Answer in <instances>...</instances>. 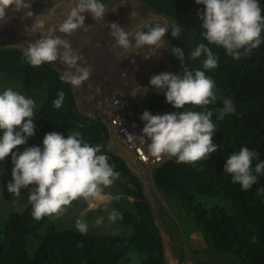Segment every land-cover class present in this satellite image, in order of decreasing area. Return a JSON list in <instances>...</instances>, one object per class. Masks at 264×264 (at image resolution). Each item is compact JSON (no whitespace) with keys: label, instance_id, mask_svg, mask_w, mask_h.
<instances>
[{"label":"trees","instance_id":"trees-1","mask_svg":"<svg viewBox=\"0 0 264 264\" xmlns=\"http://www.w3.org/2000/svg\"><path fill=\"white\" fill-rule=\"evenodd\" d=\"M112 1L100 0L105 6ZM136 1L150 13L168 20L169 26H181L179 37L172 38L170 31L164 37L169 73L182 72L181 61L171 54L173 47L182 48L186 66L205 71L215 82L218 95L231 98L235 108L222 120L216 114L223 107L222 99L203 108L186 105L177 109L167 103L164 93L150 88V78L145 110L153 115L213 111L216 130L212 139L217 145L216 152L195 164H178L176 158L167 157L152 170L153 186L169 207L174 206L170 209L180 216L181 223L200 234L207 249L233 258L228 264H264V175L258 176L257 183L245 191L224 172L227 157L245 146L264 161V43L239 60L227 55L222 47L209 45L218 64L215 69L205 70L204 57L192 60L189 56L199 43H208L198 15L205 6L196 0ZM258 2L264 14V0ZM261 38L264 40V33ZM59 76L60 72L47 63L40 67L29 65L22 48L0 47V79H9L32 94L43 92L37 111L39 146L43 148L47 133L58 132L67 138L69 129L80 132L84 141L100 145V154L107 155L110 165L120 173L115 181L119 190L115 196L120 199L111 201L112 210L120 213V223L131 231L125 236L82 234L56 225L54 216L36 220L29 203L20 212L8 214L0 227V264H167L162 235L140 179L122 158L107 152L108 129L80 111L72 86L61 82ZM60 90L65 92V101L56 109L52 102ZM257 162L253 161V167ZM192 264L219 263L196 259Z\"/></svg>","mask_w":264,"mask_h":264},{"label":"clouds","instance_id":"clouds-1","mask_svg":"<svg viewBox=\"0 0 264 264\" xmlns=\"http://www.w3.org/2000/svg\"><path fill=\"white\" fill-rule=\"evenodd\" d=\"M196 3L205 6L198 15L205 30L203 38L208 43H199L189 56L192 60L204 57L203 69L212 70L218 64L217 56L209 45L222 47L227 55L239 60L264 43L261 38L264 14L258 0H196ZM31 7L32 0H0V22L6 23L9 19L8 9L13 13L23 12L25 19L34 17V23L26 31L29 35L39 33L41 38L27 44L23 49L24 59L32 67L54 64L59 60L65 66L60 73V81L76 88L82 87L90 79L92 69L81 66L82 55L73 50L68 39L56 33L66 37L78 30L88 32L92 26L85 25L82 13L90 12L93 19L99 22L104 20L108 10L105 4L100 0H73L65 19L53 27H46L45 20L41 15L35 16ZM135 15L133 12L132 17ZM105 26L124 53L134 48L137 50L134 53L143 55L145 59H150L155 50L164 47L166 33L170 31L174 39L181 34L180 24L169 26L156 20H147L133 31H126L115 22L106 23ZM144 28H147V32L142 30ZM130 37L134 38L135 44ZM145 46L148 49L146 54L143 52ZM171 54L181 61L182 72L154 75L150 79V88L164 93L167 103L177 109H183L186 105L203 108L215 105L218 99H222L223 107L216 112L218 119L222 120L235 111L231 98L218 95L215 82L206 76L205 71H193L186 66L182 48L173 47ZM132 63L135 64V60ZM64 101L65 92L60 90L52 102L54 108H61ZM35 113L36 103L33 99L12 88L0 93V130H3L0 161L11 154L14 165L13 181L8 184V191L18 197L22 188L32 186L28 200L32 206L31 214L36 220L45 216L58 217L74 201H85L87 207L80 213L75 227L80 233L87 234L89 226L84 219L87 212L101 203L107 205L113 199H120L118 195L113 197L104 191L120 178V173L110 165L107 155L100 154V145L84 141L80 132L71 129L67 138L58 132H50L43 139V148L31 146L22 153H14V149L26 144L28 138L35 135ZM212 116L213 111L185 110L153 115L145 110L141 116L145 122L142 134L136 136L127 130H124V134L129 142L139 140L141 144L147 143L149 154L157 160L167 156L176 158L178 164H195L217 151L212 139L216 130ZM254 160L258 161L255 167ZM224 172L232 176L234 184L247 191L257 183L258 176L264 175V161H260L257 152L245 146L227 157ZM261 191L264 192V189ZM117 218H120V213L113 209L108 219L114 222ZM102 223L103 217L96 220L97 225Z\"/></svg>","mask_w":264,"mask_h":264},{"label":"rangeland","instance_id":"rangeland-1","mask_svg":"<svg viewBox=\"0 0 264 264\" xmlns=\"http://www.w3.org/2000/svg\"><path fill=\"white\" fill-rule=\"evenodd\" d=\"M71 3L73 0H32L31 11L35 16L41 15V18L46 22V27L58 26L65 19ZM107 9L104 20L99 22L93 19L90 12L82 13L85 16V25L92 26L88 32L78 30L66 37L62 33H56L68 39L73 50L82 55L83 60L80 61V65L90 66L92 69L90 79L82 87L76 88L70 84L75 93L78 107L84 115L95 118L104 124L109 132L107 147H114L117 155L123 159L132 174L140 179L145 198L154 210L155 222L162 235L167 264H192L196 259L210 263H231L233 258L229 255L211 248L207 249L200 234L185 227L180 221V216L171 211L170 207L174 206L170 205L169 207L164 197L154 188L151 178L152 170L167 156L157 160L149 154L147 143L141 144L139 140L129 143L125 134L113 131L103 115L104 106L108 105L116 96L123 95L127 98L131 109L126 130L130 134L141 135L144 128L141 116L145 110L148 76L151 72L154 74L159 71L168 73L171 71V65L166 58L165 41H163V48L155 50L150 59H145L143 55L134 53L137 51L134 48L130 52L124 53V50L116 45V41L109 35V29L105 26L106 23L115 22L126 31L138 30L145 21L152 20L148 13L142 11L143 6L136 0H115ZM6 11L9 19L6 23L0 22V47L24 49L29 42H35L41 38L39 33L29 35L26 31V28H30L34 23V17L25 19L23 12L13 13L11 9ZM133 12L136 13L134 18L132 17ZM163 20L162 22L169 23L165 18ZM130 40L135 44L133 37H130ZM147 51V46H145L143 52L146 54ZM133 60H135V64L132 63ZM47 64L55 67L60 73L65 68L59 60L54 64ZM8 88L20 92L36 103V113L33 117V123L36 126L35 135L29 137L26 144L13 150L14 153H22L28 147L39 146L36 139L39 128L37 111L43 99V92H33L34 94H32L23 86L9 79H0L1 93ZM113 96L115 97L112 99ZM116 109L121 111L122 106L119 105ZM148 142L150 143V140ZM133 147L142 148L145 153L144 162L137 158ZM13 167L11 154L5 160L0 161V227L8 214L20 212L29 204L28 196L32 186L22 188L21 195L18 197L8 191L7 186L13 181ZM104 191L113 197L119 192L115 182ZM86 207L85 201H74L66 212L58 217L54 216L53 222L56 225L60 224L61 227L77 230L75 222ZM157 210H159V215ZM111 211V202L107 205L101 203L97 208L88 211L84 217L89 226L88 233L128 235L131 231L130 228L122 225L118 218L114 222L109 221L108 216ZM101 217H103V223L97 225L96 220Z\"/></svg>","mask_w":264,"mask_h":264},{"label":"built area","instance_id":"built-area-1","mask_svg":"<svg viewBox=\"0 0 264 264\" xmlns=\"http://www.w3.org/2000/svg\"><path fill=\"white\" fill-rule=\"evenodd\" d=\"M114 97L115 96H113L112 99ZM116 97L119 99V102L124 101V104L125 105L127 104L128 100L123 95H121V96L118 95ZM115 100H116V98L113 99V100H111L112 102L110 101L108 103V105L104 106V108H103V115L106 118L107 123L109 124V126L113 129V131H115L116 133H119V134H123L124 135V130H126V128L128 126V122H129L130 116H131L130 115V112H131L130 104L128 102V108H127V110L129 111V116L128 117L127 116H124V115H121L120 116L118 114V112L113 109V106H112L113 103L118 102V101H115ZM125 120H126V122L124 123ZM133 150L135 151V153L137 155V158L141 162L142 161L144 162L145 161V153L143 152L142 148L141 147H133ZM159 164L160 163H158V165Z\"/></svg>","mask_w":264,"mask_h":264},{"label":"water","instance_id":"water-1","mask_svg":"<svg viewBox=\"0 0 264 264\" xmlns=\"http://www.w3.org/2000/svg\"><path fill=\"white\" fill-rule=\"evenodd\" d=\"M114 2H115V0L112 1L111 3H109L108 5H106V8L110 7ZM142 11L145 12V13H148L149 16L152 17V20H156V21H159V22L164 21V20H163V17H161V16H156V15H154V14L148 12L146 9H143ZM162 23H163V22H162ZM168 25H169V23H168ZM153 26H154V24H153ZM142 30L146 32L147 28H144V29H142ZM165 49H166V48H165ZM159 72H160V71H159ZM152 75H153V73L151 72V73L149 74V76H148V81H149V79L151 78ZM147 84H148V82H147ZM145 105H146V103H145ZM106 150H107V152H109V153H111V154L117 155V153H116L114 147H112V146H110L109 148L107 147ZM117 156H118V155H117Z\"/></svg>","mask_w":264,"mask_h":264},{"label":"bare ground","instance_id":"bare-ground-1","mask_svg":"<svg viewBox=\"0 0 264 264\" xmlns=\"http://www.w3.org/2000/svg\"><path fill=\"white\" fill-rule=\"evenodd\" d=\"M116 98V100L115 101H119V99L117 98V97H115ZM114 98V99H115ZM122 106V110L121 111H118L116 108L118 107V106ZM112 106H113V109L114 110H116L117 112H118V114L121 116V115H124V116H129V111L127 110V108H128V102H127V104L125 105L124 104V101H121V102H116V103H113L112 104ZM126 122V120L124 121V123Z\"/></svg>","mask_w":264,"mask_h":264},{"label":"flooded vegetation","instance_id":"flooded-vegetation-1","mask_svg":"<svg viewBox=\"0 0 264 264\" xmlns=\"http://www.w3.org/2000/svg\"><path fill=\"white\" fill-rule=\"evenodd\" d=\"M146 32H147V30H146Z\"/></svg>","mask_w":264,"mask_h":264}]
</instances>
